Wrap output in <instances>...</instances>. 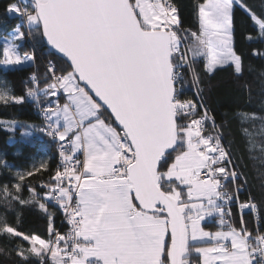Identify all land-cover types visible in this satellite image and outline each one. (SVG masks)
I'll use <instances>...</instances> for the list:
<instances>
[{
    "label": "snow or ice",
    "instance_id": "obj_1",
    "mask_svg": "<svg viewBox=\"0 0 264 264\" xmlns=\"http://www.w3.org/2000/svg\"><path fill=\"white\" fill-rule=\"evenodd\" d=\"M21 2L24 7L12 4L7 11L23 19L27 35L45 38L66 65L50 60L43 80L32 75L27 96L38 107L42 98L57 97L42 107L46 125L38 130L71 148L60 143L63 167L43 185L44 196L57 201L71 228L62 234L52 226L53 213L35 188L23 199L19 183L15 192L4 186L6 202L35 203L49 217L44 238L19 230V219L14 225L0 216V237L28 243L17 245L15 255L24 262L38 257L40 264H264V231L250 230L243 212H259L258 205L252 197L239 201L242 186L227 190L240 174L229 167L221 134H205L206 122L217 126L194 67L203 57L208 75L224 65L242 74V56L233 47L234 10L248 14L260 38L264 13L246 0H203L196 6L199 29L192 31L181 28L170 0ZM21 28L4 44L0 64L35 61V54L19 51L17 41L26 38ZM186 67L198 100L181 98ZM24 99L0 88L4 104ZM233 200L241 210L238 227L224 218L231 217L225 205ZM213 215L221 227L206 230L202 222ZM0 254L11 255L3 247Z\"/></svg>",
    "mask_w": 264,
    "mask_h": 264
},
{
    "label": "trees",
    "instance_id": "obj_2",
    "mask_svg": "<svg viewBox=\"0 0 264 264\" xmlns=\"http://www.w3.org/2000/svg\"><path fill=\"white\" fill-rule=\"evenodd\" d=\"M170 1L179 9L181 28L198 31L196 6L203 0ZM12 2L16 0H0V40L9 36L18 24L22 25L24 31L22 18L7 11ZM28 3L31 1L28 0ZM246 3L258 15L264 13V0H246ZM33 35L35 41L28 44L24 39L20 42L19 51L21 54L31 55L30 51L33 49L35 61L8 67L0 64V78L8 84L11 95L25 97L24 102L20 104L0 102V190L7 186L10 192H15L13 186L19 183L20 195L23 199H28L29 188H35L43 197L40 202L53 213L51 223L56 229L62 222L61 209L59 204L44 196L48 188L43 185L52 183L50 177L54 176L56 171L57 153L54 143L38 130L41 128V117L36 110V101L27 96V90L34 87L29 74L35 72L43 80L50 59L60 68L66 65L59 55L46 47L39 33L33 32ZM249 35L253 38L248 39ZM233 47L242 56V74H236L232 66L224 65L208 75L204 71L203 57L199 58L195 69L201 75L202 82L199 86L203 89L208 110L215 117L223 141L240 174L237 181V184L243 185L240 197L242 200L249 197L254 199L260 212V227L264 230V120H242L240 116L241 113H255L257 117H264V55L254 54L264 53V38L259 37L258 28L248 14L238 7L234 10ZM189 82L193 84L192 78ZM189 93L193 95V91ZM55 98L57 97L42 98L41 103H53ZM41 155L47 157V170H31V164ZM5 163L7 167L4 166ZM18 168L33 171L35 174L26 176L25 180L21 181L16 171ZM0 216L14 225L19 219V224L16 225L19 230L47 238L49 217L35 203H8L0 191ZM244 220L247 227L251 228L252 214L245 211ZM239 221L240 216L235 214L234 223L239 224ZM203 225L210 229L220 227L217 216L206 219ZM20 244L28 247V243L22 240L0 237V247L11 253L0 254V264H40V258L34 256L29 257L27 262L21 261L12 251ZM45 264H51V261L46 260Z\"/></svg>",
    "mask_w": 264,
    "mask_h": 264
},
{
    "label": "built area",
    "instance_id": "obj_3",
    "mask_svg": "<svg viewBox=\"0 0 264 264\" xmlns=\"http://www.w3.org/2000/svg\"><path fill=\"white\" fill-rule=\"evenodd\" d=\"M170 2L173 3L172 1H170ZM16 3H17V4L19 3L21 7H24V4L21 2V0H16ZM173 4H174V3H173ZM22 22H23V28H24V31L26 32V38H25V39H26V42H27L28 44L34 42V41H35V38H34L33 33H32L31 35H27V31H28V30H27V26H26V24L24 23L23 19H22ZM30 48H31V47H30ZM30 54H31V55L34 54V50H33V49H31ZM50 60L53 61L52 59H50ZM50 60H49V61H50ZM49 61H48V62H49ZM48 62H47V64H48ZM46 66H47V65H46ZM194 67H195V66H194ZM46 69H47V67H46ZM183 72H184V77H185V79H184V81L182 82L183 87L180 89V90H181V98H182V99H193V100H198L199 97L196 95L197 88H196L195 85H193V84H191V83L189 82V80H191V78H192L191 72L188 70L187 67H186L185 69H183ZM33 74H36V73H35V72H31V73L29 74V78H30V80H31V77H32ZM31 81H32V80H31ZM178 87H179V86H178ZM189 91H193V95H191V94L189 93ZM47 105H48V104H43V103H41V107H38V106H37V103H36V110H37V112L39 113V115H40V117H41V121H42V123H41V128L45 127V125H46V120H45V117H44V114H43V111H42V107H43V106H47ZM209 115L213 116L210 112H209ZM213 117H214V116H213ZM214 118H215V117H214ZM215 123H216V126H217V127H216V128H213L212 125H211V122H206V132H205V134L207 135V134L211 133L213 136H215V135H217V133L219 132V133L221 134V143H222V145L225 147V149H226L227 151H229L227 145H226V144L224 143V141H223L222 133H221V131L219 130V127H218V124H217V121H216V120H215ZM48 138H49V139L54 143V145H55V149H56V153H57V161H56V170H57L58 167H61V168L63 167L62 157H61L60 154H59V152H60V143H64V144L66 145V151H70L71 145L67 144V142H58V141H54V140H52L50 137H48ZM229 152H230V151H229ZM77 156H80V154L77 153ZM80 158L83 159L82 156H80ZM231 159H232V156H231ZM229 167H230V168H235V169H236L235 164H234V162H233V159H232V164L229 165ZM236 171L238 172L237 169H236ZM237 181H238V180L235 181V185H233V183H232L231 181H229V182H228V188H227V190H228V191H232L233 188H234L235 186H242V190H241V191H243V185H241V184H237ZM51 200H52L54 203H57L56 200H54V199H51ZM247 200H248V199L242 200V198L239 197V201H240V202H244V201H247ZM57 204H58V203H57ZM60 209H61V213H62V222L60 223V225L58 226V228H56V230L63 234V233H67V232L70 230L71 225L68 223L67 218H66V215H65L63 209H62V208H60ZM229 209H230V211H231V217H229V216H225V219H226V220L231 219L232 222H234L235 214H238L239 216L241 215V210H240V208H239V203H238L237 201H235V200L228 202V204L225 205V211L227 212ZM245 211L248 212V213H250V214H252V218H253V225H252V227L249 228V229H250V230H254V229H256L257 227H259V229H260L261 231H264V230L260 227V224H261V221H260V212H257L256 210H250V209H244L243 212H245ZM236 226H237V225H236Z\"/></svg>",
    "mask_w": 264,
    "mask_h": 264
},
{
    "label": "rangeland",
    "instance_id": "obj_4",
    "mask_svg": "<svg viewBox=\"0 0 264 264\" xmlns=\"http://www.w3.org/2000/svg\"><path fill=\"white\" fill-rule=\"evenodd\" d=\"M12 4H17V3H16V2H12L10 5H12ZM10 5H9V6H10ZM21 30H23V29L21 28ZM13 32H14V30L12 31V33H11L9 36H7V37H5V38H3V39L0 40V59H3V56H2V50H3L4 44H5L7 41L11 40L12 35H13ZM20 42H22V41H17V43H20ZM237 54H238V53H237ZM3 66H5V65H3ZM8 66H13V65H8ZM8 66H6V67H8ZM5 85H6L7 88L10 90L8 84L0 78V88H4ZM10 94H11V91H10ZM46 160H47L46 155H41V156L37 157V158L33 161V163L31 164V170H33V169H35V168H38L42 163H46ZM16 171H17L18 176H19V175L26 174V173L28 172L27 170H25V169H21V168L16 169ZM219 219H220V217L218 216V222H219ZM205 220H206V219H205ZM205 220H204V221H205ZM204 221H203V222H204ZM203 222H202V223H203ZM235 224H236V223H235ZM236 225H237V227L239 226V224H236ZM220 227H221V226H220ZM220 227L215 228V229H210V228L205 227V229H206V230H210V231H216V230H218ZM225 230H226V229H225Z\"/></svg>",
    "mask_w": 264,
    "mask_h": 264
},
{
    "label": "crops",
    "instance_id": "obj_5",
    "mask_svg": "<svg viewBox=\"0 0 264 264\" xmlns=\"http://www.w3.org/2000/svg\"><path fill=\"white\" fill-rule=\"evenodd\" d=\"M57 98H55L53 101H55ZM59 101L61 104H63L65 102V98L64 96L62 95L61 97H58ZM213 216H216V215H213ZM213 216L211 217H207L206 219H211ZM225 218V217H224ZM217 220H218V216H217Z\"/></svg>",
    "mask_w": 264,
    "mask_h": 264
},
{
    "label": "water",
    "instance_id": "obj_6",
    "mask_svg": "<svg viewBox=\"0 0 264 264\" xmlns=\"http://www.w3.org/2000/svg\"><path fill=\"white\" fill-rule=\"evenodd\" d=\"M31 1V0H30ZM42 39H43V41H44V43H45V45H46V47H48V49L49 50H52L53 52H55V50L54 49H52L48 44H47V42H46V39L45 38H43L42 37ZM56 53V52H55ZM57 54V53H56ZM57 55H59V54H57ZM60 56V55H59Z\"/></svg>",
    "mask_w": 264,
    "mask_h": 264
}]
</instances>
